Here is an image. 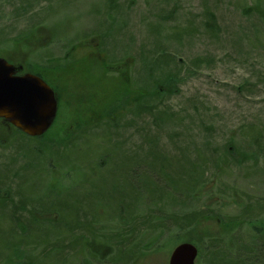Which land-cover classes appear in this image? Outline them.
I'll list each match as a JSON object with an SVG mask.
<instances>
[{
	"label": "rangeland",
	"instance_id": "rangeland-1",
	"mask_svg": "<svg viewBox=\"0 0 264 264\" xmlns=\"http://www.w3.org/2000/svg\"><path fill=\"white\" fill-rule=\"evenodd\" d=\"M253 5L264 12V0H0V57L44 74L59 98L58 113L45 135L48 142L21 136L5 121L0 124V141L9 144L15 138L20 152L27 155L1 147L0 167L12 154L15 167L26 160L35 166L32 172L22 171L21 194L35 203L61 198L44 205L50 212L37 211V222H23L27 229L38 233L40 226L49 231L52 224L42 222L48 218L55 226L63 221L82 225L84 232L74 236L71 264H112L106 259L114 255L113 246L96 227L122 231L128 220L124 237L131 243L133 259L128 253H115L122 258L119 264H169L171 251L183 241L196 244V264H206L203 252L209 238L235 233L239 227L230 222L241 214L246 199H260L264 206V173L259 171L264 167V13L263 17L255 11L246 13ZM209 13H214L213 30L205 24ZM96 40H104L101 49L117 64L106 65L91 55ZM71 46L78 54L88 50L83 61L64 58ZM129 81L133 89L138 87L137 96L143 97L147 111L139 118L131 114L128 122H132L123 127L126 121L121 118L136 107L128 104L134 96L127 90ZM156 91L159 96L152 95ZM94 119H100V133L92 127L83 130ZM110 125L125 133L121 136L125 147L111 146L115 137ZM231 141L253 160L226 165L219 177L210 174L211 154L223 161V146ZM37 145L44 146L45 153L39 154ZM128 150L131 158L135 154L152 160L133 163L137 178L147 167L158 168L159 172L151 170V180L137 179L144 188L123 179L130 161L122 162L125 157L119 156ZM199 155L207 158V180L196 193L185 195L181 190L185 164ZM101 156L106 157L104 164ZM56 162L66 166L47 169ZM162 170L167 184L159 177ZM3 172L4 168L0 180ZM157 182L166 188L156 186ZM227 187V195H221L219 189ZM144 196L166 205V215L184 213L179 199L192 201V209L206 206L215 213L202 216L189 229L157 213L154 219L167 224L146 229L140 226L143 220H132L135 209L146 214ZM171 197L179 203L161 202ZM84 214L93 217L84 220ZM7 219L6 210L0 208V250L5 249L10 232ZM257 227L264 228L263 214L237 236L252 239ZM134 234L138 236L132 241ZM91 253L103 260L97 261Z\"/></svg>",
	"mask_w": 264,
	"mask_h": 264
},
{
	"label": "trees",
	"instance_id": "trees-1",
	"mask_svg": "<svg viewBox=\"0 0 264 264\" xmlns=\"http://www.w3.org/2000/svg\"><path fill=\"white\" fill-rule=\"evenodd\" d=\"M259 13L260 16L263 17V10L259 9L258 6H252L250 8H247L246 13L251 14L252 12L254 13ZM208 18H206L205 24L209 27L207 30H213L215 29V21H214V13H209L207 14ZM32 71V70H30ZM38 75H44L37 73ZM169 91H171L172 88L168 87ZM175 88V87H174ZM132 90L134 96L131 102H129L130 106H136L131 109V111L127 114V116L121 118L122 121L124 122L123 127H126L124 125L128 126V120L131 117V114L136 115V118H139L142 116V113H146V106L144 102L143 97L137 96V91ZM155 91V90H154ZM153 96H159V92H153ZM152 95L147 94V98L151 97ZM143 99V100H142ZM135 104V105H134ZM129 106V107H130ZM154 108V107H153ZM129 110V109H128ZM126 110L125 112H127ZM153 111V110H152ZM152 111L149 110L148 113H152ZM150 113V114H151ZM157 114H155L156 116ZM125 119V120H124ZM157 119V118H156ZM133 120V119H131ZM159 120V119H157ZM4 120L0 117V124ZM157 122V121H156ZM107 123V122H105ZM120 123V121H118ZM120 125V124H118ZM100 125L95 124L91 125L88 127H92L94 132H98V129ZM114 126V125H112ZM111 125L109 126V130L112 133V136L115 137V139H112L111 146H124V142L121 141V138L125 136L124 132H116V128H113ZM158 127H161L160 125H157ZM115 127V126H114ZM122 127V126H121ZM120 127V128H121ZM15 130V128H14ZM85 130V128L83 129ZM81 130V131H83ZM16 131V130H15ZM21 133V132H20ZM28 136L26 133L22 132L21 136ZM46 133L43 136L39 137H31L40 143H45L48 142L47 138H45ZM116 135V136H115ZM16 136L14 134L12 138ZM111 136V137H112ZM122 136V137H121ZM30 137V136H28ZM15 139V138H14ZM14 139L10 142L9 144H5L2 140L0 141V149L1 147L3 148H14V153L16 154H24V152H20L18 147L15 144ZM255 139V138H254ZM257 140V139H255ZM63 145V144H62ZM151 145H149L150 147ZM53 147L56 148L57 145L53 143ZM125 147V146H124ZM127 149H130L129 147L126 146ZM36 149L39 154L45 153L44 151V146L37 145ZM129 153H126L122 156L119 157H125L123 158L122 162L124 160H129V170L125 169L124 171V178H127L132 181L133 185L135 187H143L142 184L143 182L138 181L137 179H142L147 177L150 179L149 175H151V170L154 172H159L158 168L151 169L149 167L145 168L144 173L140 178H137V175H135L134 170H137V167H133L134 164H139V163H148L150 164L152 160H148L145 158L144 160H141L139 158H136L135 154L133 155L134 158H131V152L128 150ZM251 155V154H250ZM248 155L247 153L240 152V150L237 148V146L231 142H228L226 145L223 146V161L219 160L216 154L212 153L211 154V166L213 168L212 172L210 174L212 175H217L218 177L221 175V173H224L226 168L224 166H232V163H235L236 165H242L244 162L248 161V159L253 160V156ZM14 154L12 156L8 157L7 161L2 163V166L0 167V171L4 168L3 174L5 177L0 180V208L6 210V218L9 220L8 223H11L9 233L6 236V246L4 247L5 249L0 250V264L3 263H11V264H39L42 262V264H71V256L75 254V248H74V240H76L75 235H81L84 232V226L78 225V224H69L68 221H63V225L55 226V223L52 219L48 218L44 221V223H50L52 224L51 228L49 231L44 230L40 226L38 228V233H32L34 231L28 230L27 227L23 222H26L29 220L30 222H37L35 218V214L37 211H40V213H48L50 212L49 210L46 211L44 209V205H51L55 203L56 201L60 200L61 198L58 197L57 199H42L41 201H38V203L32 201V200H27L25 196L21 194L20 189L18 188V182L20 179V176L24 172H32L35 169L34 164L30 163L28 160L24 161L23 164H20L18 167H15L14 159H13ZM146 156V155H145ZM147 157V156H146ZM198 157V158H197ZM193 162L188 161L185 165H187L188 168H186L183 172L184 176V187L181 189L182 192L186 195L189 194H194L197 192L200 186H203V182L207 180L206 175L209 173L210 170H208V167L205 166L207 162V158H201L200 155L197 156ZM27 158V155H26ZM105 156L100 157V164H104ZM249 160V161H250ZM121 162V160L119 159ZM222 164V165H221ZM59 166H66V164L56 162L54 164H50L49 169L50 171L53 168H57ZM24 169H27L28 171L22 172ZM161 169V168H160ZM210 169V167H209ZM219 170V172H217ZM114 172H117L116 170H113ZM262 175L264 173V167L262 168ZM159 177H161V180L164 181L167 184V179L164 171L162 170L161 173H159ZM151 180V179H150ZM135 183V184H134ZM156 186L161 187L163 190L166 187H163V185L159 184L158 182L155 183ZM144 188V187H143ZM148 188V187H147ZM146 188V189H147ZM172 188H175V186H172ZM229 187L227 188H222L219 189V193L222 195H227L229 191H227ZM172 190V189H171ZM149 192V190H146ZM224 192V193H223ZM191 196V195H190ZM248 196V195H247ZM147 200L146 202V213L145 215H140L138 212L139 210L135 209V214L132 217L133 221H141L143 220V223H141L143 228H151V229H158L161 225H163L166 221H157L154 219V215L157 213L161 214V216L165 215L166 217H169V220L173 222L174 225L177 227H185V229H189L192 225L198 222L199 219L203 217H212L214 210H210L208 207L205 206L204 209L197 210V209H192L191 204L192 201L186 202V200L179 199L181 206L184 207V213H177L173 212L171 214L166 215L165 212H163V207L166 205H162L158 199L155 201L150 199H145ZM257 201L256 203H253ZM261 201L262 200H253L250 197H248L245 201L244 206L242 207V212L239 216H235L234 218L231 219L230 223H237V226L239 227L237 230H235V233L232 234L229 238L227 236H222V235H213V237H210L208 240V245L205 247L207 249L205 252H203L206 264H264V228H259L257 227L255 230L256 233L252 239L249 240H243L242 237L239 235L237 236L238 232L240 231L241 228L246 226V224L256 222L258 218L263 214L264 215V206H261ZM132 205H135L136 202L134 200H131ZM165 204L175 202L178 204L177 199L175 197H171L168 199V201H161ZM187 203V204H186ZM155 206L156 208H153L152 206ZM254 206H257V210H255ZM54 209V208H53ZM52 210V209H51ZM67 212V210H62V213ZM215 213V212H214ZM84 220H91L92 217H90L87 214H84ZM182 215V216H180ZM150 219V222L148 220ZM181 219V221H180ZM125 220V219H124ZM157 222H156V221ZM114 221V220H113ZM70 222V221H69ZM125 222H128V220ZM156 222V223H155ZM164 222V223H163ZM126 223L125 228L123 230H105L104 227L102 226H97L96 231L99 236L102 237H107L109 238L110 243L113 247L112 248V254L115 255V253L118 252H124V255L128 253L129 255V260L133 259V253H132V248L129 246L131 243H126L125 242V233H127L129 225ZM167 224V223H165ZM65 227V229H64ZM56 228L54 231L53 229ZM28 230V231H27ZM114 230V231H113ZM40 236V237H38ZM138 235L134 234L133 236L130 237L132 241L136 240V237ZM135 243L136 246H138ZM140 246V247H139ZM138 248L140 249L142 246L139 244ZM138 249V250H139ZM112 255L110 256L109 259H106L108 262L112 264H116L120 262L119 260H122V258H116V256ZM91 257L96 259L97 261L103 260L99 255H96L94 253L90 254ZM124 257V256H123ZM208 257L210 262L208 261ZM211 257H217V259ZM51 262V263H50ZM73 264V263H72ZM119 264V263H118Z\"/></svg>",
	"mask_w": 264,
	"mask_h": 264
},
{
	"label": "water",
	"instance_id": "water-1",
	"mask_svg": "<svg viewBox=\"0 0 264 264\" xmlns=\"http://www.w3.org/2000/svg\"><path fill=\"white\" fill-rule=\"evenodd\" d=\"M23 69L0 57V117L29 136H42L55 120L58 97L43 77ZM198 253L196 244L183 241L171 251L169 264H196Z\"/></svg>",
	"mask_w": 264,
	"mask_h": 264
},
{
	"label": "flooded vegetation",
	"instance_id": "flooded-vegetation-1",
	"mask_svg": "<svg viewBox=\"0 0 264 264\" xmlns=\"http://www.w3.org/2000/svg\"><path fill=\"white\" fill-rule=\"evenodd\" d=\"M101 45H104V40H96V42H95V46H96V51L95 52H93V51H91V55L93 54L94 55V57L96 58V57H98V58H100V60L101 61H103L106 65L107 64H109V65H111V64H117V63H113V62H110V60L108 59V57L106 56V54L104 53V51L101 49ZM72 48H73V46H71L69 49H67L65 52V55H64V58L65 59H75L76 61H79L81 58V61H83L84 59L83 58H85V54L88 52V50H85V52L84 53H82V54H78V52L77 51H72ZM24 72H32V71H29V70H27L26 69V66L24 65V69L22 70V71H20V73H24ZM35 73V72H34ZM41 77H43L44 79H45V76L44 75H42ZM46 80V79H45ZM47 82V81H46ZM48 83V82H47ZM49 84V83H48ZM52 87V86H51ZM53 89H54V87H52ZM138 87H136V88H134L133 89V87H132V84H131V82L129 81V83H128V85H127V90L128 91H132V90H136ZM139 90V89H138ZM55 91V90H54ZM56 94V93H55ZM58 97V96H57ZM58 104H59V98H58ZM129 104V103H128ZM129 106H130V104H129ZM58 107V106H57ZM58 109H59V107H58ZM57 113H58V110H57ZM103 115V117L102 118H104V115L105 114H102ZM101 118V119H102ZM3 119V118H2ZM4 120V119H3ZM100 119H98V120H92V121H90V122H88L87 124H86V126H82V127H84V128H88V126H91V125H95V124H97L98 123V121H99ZM5 122H7L6 120H4ZM8 123V122H7ZM14 127V126H13ZM15 128V130L16 131H18V132H21L22 133V131L21 130H18L16 127H14ZM15 131V132H16ZM76 132V130L74 131V132H72L70 135H73L74 133ZM46 133V132H45ZM44 133V134H45ZM15 134V133H14ZM70 135H68V136H70ZM43 136V135H42ZM67 136V137H68ZM37 137H39V136H37Z\"/></svg>",
	"mask_w": 264,
	"mask_h": 264
},
{
	"label": "bare ground",
	"instance_id": "bare-ground-1",
	"mask_svg": "<svg viewBox=\"0 0 264 264\" xmlns=\"http://www.w3.org/2000/svg\"><path fill=\"white\" fill-rule=\"evenodd\" d=\"M18 129V128H17ZM19 130V129H18Z\"/></svg>",
	"mask_w": 264,
	"mask_h": 264
}]
</instances>
